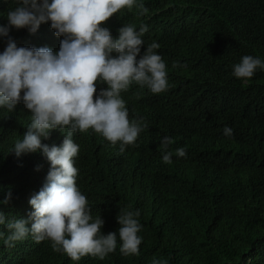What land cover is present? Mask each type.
<instances>
[{
  "label": "trees",
  "instance_id": "16d2710c",
  "mask_svg": "<svg viewBox=\"0 0 264 264\" xmlns=\"http://www.w3.org/2000/svg\"><path fill=\"white\" fill-rule=\"evenodd\" d=\"M148 8L122 9L113 15L116 28L145 24L146 47L155 42L167 66V91L152 94L133 84L122 98L129 118H143L148 128L124 153L111 158L107 144L93 133H80L74 166L77 186L93 218L104 221L103 234L117 232L120 209L138 210L142 237L139 255L117 248L103 260L85 256L72 261L54 252L51 241L31 235L8 248L0 239V264H264V69L242 80L233 66L245 55L264 61V0H137ZM16 0H0V25ZM18 47H49L58 52L64 38L51 22L33 34L10 28ZM8 37H0V53ZM139 59V56L137 57ZM180 66L173 68V63ZM98 91L107 85L98 82ZM161 110L167 124L148 115ZM23 102L13 112L0 108V203L8 219H27L29 199L45 183L50 163L40 151L17 157L9 153L30 124ZM232 129L226 136L224 128ZM174 140L163 163L161 141ZM50 141L42 143L52 146ZM184 147L186 156L175 154ZM118 166L120 168H118ZM115 167L123 172L121 179ZM30 227V224L28 225ZM0 231L7 235L6 226Z\"/></svg>",
  "mask_w": 264,
  "mask_h": 264
},
{
  "label": "clouds",
  "instance_id": "9594fccd",
  "mask_svg": "<svg viewBox=\"0 0 264 264\" xmlns=\"http://www.w3.org/2000/svg\"><path fill=\"white\" fill-rule=\"evenodd\" d=\"M15 9L7 13L8 25H0V37H8L7 46L0 53V108L13 112L23 102L24 115L29 121L22 139H16L9 153L20 157L40 151L50 163L45 183L29 199L33 211L27 219H8L0 210V231L6 247L29 235L36 243L51 241L54 252H63L72 261L85 256L103 260L117 248L124 256L139 255L142 237L140 212L120 209L116 217L117 232L103 234L104 221L100 215L93 218L87 198L77 186L78 134L93 133L108 146V155L131 159L127 147L135 144L139 134L148 128L143 118H129V104L121 93L135 84L152 94L168 89L167 66L157 53L160 45L144 46L142 37L148 31L145 24L139 30L133 24L120 29L113 15L122 9H138L144 16L148 8L137 0H16ZM51 22L57 36L64 37L58 52L49 47H18L9 36L10 28H27L35 33L42 23ZM139 56V59L137 57ZM173 68L180 66L173 63ZM257 68L264 69V61L245 55L233 66V76L251 79ZM98 82L107 88L98 91ZM160 125L167 124L165 114L157 109L149 115ZM226 136L232 129L224 128ZM42 139L50 141L42 143ZM174 140L165 136L161 141L162 160L172 163L173 153L167 151ZM175 154L186 156L184 147ZM118 168H120L118 166ZM115 167L120 179L123 172ZM7 197L0 203L7 204ZM30 224V227L28 226ZM152 264H168L167 260L153 258Z\"/></svg>",
  "mask_w": 264,
  "mask_h": 264
}]
</instances>
